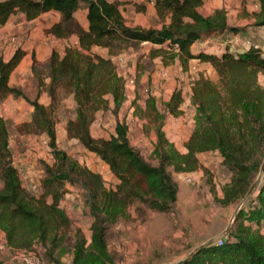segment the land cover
Instances as JSON below:
<instances>
[{
  "label": "trees",
  "instance_id": "1",
  "mask_svg": "<svg viewBox=\"0 0 264 264\" xmlns=\"http://www.w3.org/2000/svg\"><path fill=\"white\" fill-rule=\"evenodd\" d=\"M255 1L256 9L250 14L253 25L263 27L264 0ZM201 5L202 0H156L161 24L153 27L127 24L112 0H0V26L14 14L31 20L56 11L58 20L44 32L63 41L62 50L51 48L42 62L31 53L33 97L9 85L10 74L25 51L16 48L7 60L0 56V97L13 94L32 106L20 132L45 135L52 157L50 163H43L36 196L21 182L13 164L7 124L0 116V230L8 245L32 252L39 246L50 260L56 252H70V264H112L106 242L108 226L135 204L140 219L145 208L169 211L177 196V183L169 167L174 172L193 171L200 166L197 154L211 151L218 153L220 163L230 172L219 199L221 205L244 197L261 169L260 179L219 237L221 243L214 241L168 264H264V85L258 81V75L264 74V48L249 46L232 53L226 45L220 53L193 52L191 45L196 41L241 30L228 22L223 7L204 14L198 10ZM81 7L85 8L86 28L75 17ZM143 42L153 44L148 49L149 58L163 63L178 59L183 68L196 58L214 70V77L200 73L190 84L194 125L185 152L173 146L162 127L167 115L180 113L181 90L173 89L162 110L149 104L148 110L157 120L152 148L155 162L131 144L123 120L116 118L107 137L96 138L90 132L97 112L110 110L117 116L126 98V79L111 56L123 51L125 45ZM94 47L106 48L107 55L94 52ZM59 90L73 103V116L64 126L66 136L108 165L116 178L110 186L99 173L57 147L51 109L60 101ZM42 94L48 99L46 104L39 100ZM67 183L79 186L84 212L91 217L88 240L77 229L71 235L70 219L59 205ZM0 264H5L2 253Z\"/></svg>",
  "mask_w": 264,
  "mask_h": 264
},
{
  "label": "rangeland",
  "instance_id": "2",
  "mask_svg": "<svg viewBox=\"0 0 264 264\" xmlns=\"http://www.w3.org/2000/svg\"><path fill=\"white\" fill-rule=\"evenodd\" d=\"M113 1L125 3L124 6L119 5V8L129 25L157 27L161 24L154 4L146 6L142 5V2L138 3V0ZM255 2V0H204L200 8L203 13L211 12L214 5L220 3V6L226 9L229 23L241 30L235 35L227 32L210 37L207 41H197L194 48H209L208 52L217 53L226 45L230 47L232 53L247 49L249 46L264 48V27L253 25V18L250 15L255 8ZM75 17L80 25L86 28L83 7L75 12ZM58 18V12L48 11L27 23L21 14H17L9 25L0 27V56L8 57L16 48H21L27 55L11 72L9 85L19 87L29 97H33L35 91V84L29 71L31 53L42 62L52 47L62 50L63 41L54 40L44 32L45 27ZM74 40L75 37H71V41ZM93 51L103 56L107 55L106 48L94 47ZM147 53L148 48L145 44H128L123 51L111 56L117 71L126 79V98L117 116L110 110L97 112L90 125V132L96 138L107 137L113 132L116 118L123 120L129 128V139L137 141L135 145H138L137 148L144 158L155 162L152 148L156 141L157 120L154 112L148 110L149 104L162 110L163 103L168 100L173 89L181 90L180 113L175 116L167 115L162 127L173 146L177 150H183L181 147L185 145L184 139L194 125V106L189 96L190 84L200 73L214 77V70L210 64L198 59L188 61L183 68L178 59L163 63L158 58H149ZM130 78L133 79L132 83L129 81ZM258 81L264 85V74L258 75ZM58 95L60 101L55 102L51 109L57 147L66 151L81 165L99 173L105 185L110 186L116 182V178L108 165L77 140L66 136L64 126L67 118L73 116V103L61 90ZM39 100L46 104L48 99L42 94ZM110 105L112 106V103ZM31 111L32 106L21 97L13 94L0 97V116L7 124L13 164L17 168L22 184L37 196L40 193L43 163H50L52 157L45 135L20 132V125L29 120ZM167 123L174 131L167 132L164 129ZM200 166L198 173L189 174L174 172L169 167L177 183L176 201L169 211L160 212L145 208L143 218L140 219L135 211L137 206L135 204L128 207L125 216L118 222L108 226L106 242L113 257L112 264H168L178 257L186 256L205 240L212 238L214 242L226 232L233 223L235 212L247 201L252 191L242 202L243 197L236 202L221 205L219 199L223 195L224 185L229 182L230 172L212 153L202 154ZM64 189L66 192L59 205L70 219L71 235L77 229L83 232L88 240L91 217L84 212L80 188L78 185L67 183ZM1 239H5L2 230ZM33 250L42 258L44 264H70V252H56L54 259L50 260L42 255L39 246H34ZM2 258L5 264H21L16 259H11L10 251L2 253Z\"/></svg>",
  "mask_w": 264,
  "mask_h": 264
},
{
  "label": "crops",
  "instance_id": "3",
  "mask_svg": "<svg viewBox=\"0 0 264 264\" xmlns=\"http://www.w3.org/2000/svg\"><path fill=\"white\" fill-rule=\"evenodd\" d=\"M113 1V0H112ZM118 1H120V0H118ZM214 2H216V1H214ZM117 3V2H116ZM138 3H140V2H138ZM203 3H204V0H202V5H203ZM118 4V6L119 5H121V6H124L125 5V3L124 4H119V3H117ZM142 5H148L149 3H141ZM150 5V4H149ZM152 5V4H151ZM201 5V6H202ZM201 6H199L198 7V10L199 11H201L200 10V8H201ZM215 7L213 8V9H215V8H219V7H221L220 6V3H218V5H214ZM256 2H255V8L254 9H256ZM120 7V6H119ZM213 9H211V11L213 10ZM84 10H85V8H84ZM226 10V9H225ZM253 10V9H252ZM202 12V11H201ZM203 13V12H202ZM204 14H207V13H204ZM15 15H17V14H14V15H11L10 17H9V19L7 20V22L4 24V25H2V26H0V27H5L6 25H9L10 24V22L12 21V20H14L13 19V17L15 16ZM25 19V18H24ZM35 19V18H34ZM227 19H228V17H227ZM26 20V19H25ZM33 19H31V20H26V22L27 23H29V22H31ZM57 21V20H56ZM229 22V21H228ZM52 24V23H51ZM50 24V25H51ZM50 25H48L47 27H49ZM264 27V26H263ZM46 28V27H45ZM233 35H235V34H233ZM49 36V35H48ZM51 37V36H50ZM51 38H53V37H51ZM54 39V38H53ZM209 39V38H208ZM208 39H206V41L208 40ZM54 40H57V39H54ZM58 41V40H57ZM205 41V40H204ZM197 42V41H196ZM195 42V43H196ZM195 43H193L192 45H191V49H192V51L193 52H196V51H198V50H204V51H207V50H209V48H194V46H195ZM141 44H145V46H147V48L149 49L151 46H153V44L152 43H149V42H143V43H141ZM259 47V46H258ZM53 48V47H52ZM228 48H229V50H230V47L228 46ZM21 49V48H20ZM51 50V49H50ZM24 51V50H23ZM14 52V51H13ZM13 52L10 54V56L13 54ZM208 52V51H207ZM213 52V51H212ZM50 53V52H49ZM214 53H217V52H214ZM49 55V54H48ZM10 56H8V57H2L4 60H7L8 58H10ZM25 56H27L26 55V53H25V55L21 58V60L19 61V63L24 59V57ZM48 57V56H47ZM46 57V58H47ZM194 59H196V58H194ZM191 60H193V59H191ZM18 63V64H19ZM17 64V65H18ZM17 67V66H16ZM15 67V68H16ZM14 68V69H15ZM13 69V70H14ZM168 123H169V120H168ZM166 124L165 125V127H164V129L167 131V132H169V131H174V128H172V126L170 125V124ZM192 127V126H191ZM190 131V130H189ZM190 132H188V134H189ZM188 134H187V136L185 137V139H184V141L186 142V140H187V138H188ZM182 140V139H181ZM130 142H131V144L132 145H134V146H138V145H135L136 143H137V141H132V140H130ZM175 145H176V143H174ZM178 145V144H177ZM181 149H183V150H179L180 152H185V146H182L181 147ZM203 153H206V152H200V153H198L197 154V158H198V162H199V165L201 164V158H202V154ZM207 153H212V154H214V155H216V157L218 158V160H219V162H221V158H220V156L218 155V153L217 152H211V151H209V152H207ZM200 168H201V166H199L198 168H197V170L195 169V170H193V171H189V172H186L187 174H189V173H191V172H193V173H198V171L200 170ZM179 258H181V257H178V258H176L175 260H177V259H179ZM159 264V263H158ZM161 264V263H160Z\"/></svg>",
  "mask_w": 264,
  "mask_h": 264
},
{
  "label": "built area",
  "instance_id": "4",
  "mask_svg": "<svg viewBox=\"0 0 264 264\" xmlns=\"http://www.w3.org/2000/svg\"><path fill=\"white\" fill-rule=\"evenodd\" d=\"M142 3H149L154 4L156 0H138ZM131 83L133 82V79L130 78L129 80ZM217 243H221V238L216 239ZM5 251H10L12 253L11 259H16L21 264H44L42 258L35 252H32L28 249H22V248H13L10 245L6 243L5 239L0 240V253H4Z\"/></svg>",
  "mask_w": 264,
  "mask_h": 264
},
{
  "label": "water",
  "instance_id": "5",
  "mask_svg": "<svg viewBox=\"0 0 264 264\" xmlns=\"http://www.w3.org/2000/svg\"><path fill=\"white\" fill-rule=\"evenodd\" d=\"M260 173H261V169H260V172H259L258 176L256 177V179L253 181V183L251 184V186L248 188L246 194H245L244 197L241 199V202H242V201H243V200H244V199L250 194V192L253 191V189L256 187V185H257V183H258V181H259V179H260ZM238 210H239V208H238ZM238 210H237V211H238ZM237 211L235 212L234 217H235ZM234 217H233V219H234ZM228 228H229V227H228ZM211 243H213V239H212V238H209V239L205 240V241L202 242L201 244L195 246V247H194V248H193V249H192V250H191L186 256L191 255L193 252L197 251L199 248H201V247H203V246H205V245L211 244Z\"/></svg>",
  "mask_w": 264,
  "mask_h": 264
}]
</instances>
